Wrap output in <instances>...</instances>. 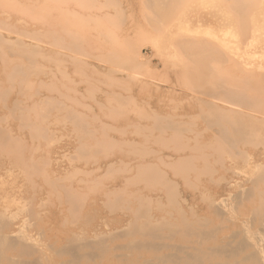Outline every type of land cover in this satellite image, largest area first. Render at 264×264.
Wrapping results in <instances>:
<instances>
[{"label":"rangeland","instance_id":"obj_1","mask_svg":"<svg viewBox=\"0 0 264 264\" xmlns=\"http://www.w3.org/2000/svg\"><path fill=\"white\" fill-rule=\"evenodd\" d=\"M98 1H99V4H101V2L103 0H98ZM119 1L121 2L120 4H119ZM103 2H105V0ZM112 2H117V3L114 5L111 4L110 6H105L102 8L98 7V9L102 10V11H99L95 7L89 8V11H92V13H95L94 20H92V21L87 19V16L83 13V10H79L76 8L78 12L76 14H74V12L72 11V9H73L72 5L66 10L64 1H61V0L60 1L59 0H46L45 3L42 2V4H47V5L57 7L56 8L57 13L45 15V13L42 14V12L37 10V12L34 13L35 15H34L33 19H30L31 17H26L29 22H33V23H38V24H43V23L49 24L50 23V24H53V26L55 25V27H58V25H59L60 27H58V29L62 28L61 31L63 33V38H64L66 32H68V33L70 32L69 36L74 37V39H75L74 41L76 42V44L77 45L80 44L78 46H79V48H81V50L77 49V50H72V52H71V50L59 49L58 52L63 53V54H60L61 57L64 54L69 55L70 53H72V54H70V56H68V55H64V56H66V59L70 60L72 58L71 60H73V61L77 60V62H73L71 60L70 61L68 60L69 62L66 61L68 63V65H67V63L65 61L64 62L62 61V60H65V58L63 56L61 59V62H63L62 64L63 65L65 64V66H63L61 64V62H60V64H61L60 67L56 68L57 66L55 65L53 67V69L50 70V72H53L54 69L56 68L55 69L56 73L54 71L53 75H51V76H50L51 73L47 74L45 76L41 72H36V73L34 72L33 73L30 71V74L28 75L27 80H30V81L32 80V81L37 82V80L39 79L38 82H41V81L46 80V79H47L46 81H48V79L50 78L51 81H54V82H52L53 83L52 86L55 89L58 88L57 89L58 93L53 89H50V88L47 89L44 87L40 88L39 90H34L33 87L30 85V83H26V81L23 80L18 74L15 75L13 73L12 77H9V78L4 77L2 79V86H0V107H4V108L9 109L8 115L3 116V117L7 118L9 116L8 121H11L10 123L13 122V123H19V125L21 124L19 127L20 140L23 139L17 143H14V142L10 143L9 142L11 145L9 147H7L8 149L6 148L3 155L0 156V162L4 163L5 168H6L4 171L7 172V173H5V175H3V179H6V180L8 179V183L6 185L4 183V188L6 190H10V186H11L10 184L11 183H13V182L18 183V185L22 191H21V199H20L21 201L19 200L20 202H18L16 205L20 206L24 201H29L32 204H35L38 208V213L33 215L32 218L30 220H27V221L36 225L35 230L38 233L43 234L44 236H47V238L49 240H52V241L58 239L57 243H61L63 241L62 236H65L66 234H68V232H70V230L74 229L75 225H77L76 222L78 219V212L82 211V210H86L88 208L94 210L92 212L97 213V215L101 216L102 219L104 218L103 226H108V228H109L112 225V223L110 224L109 222L111 219H113L115 226L118 228V226L121 225V222L123 223L124 220L126 219L127 214L124 211L120 210L122 208H120L118 210L117 207H115L113 205V204H115L117 197L111 203V196L113 194L119 192V191H122L123 192L122 194H124V193H125L124 195L128 194V198H130V201H131V199H133V197H132V193H129V192H132L133 188H138V186H139V190H142L141 184H139L138 186L135 185L137 187H135V186H133V187L128 186L127 187L125 185L126 184V177L125 176H127V172L122 171V168L130 169L131 170L130 175H132L133 173H136V168H134L135 166H137V170H138L139 168H143V167L149 168V166H147V165L152 166L153 163H158V165L153 164L152 168H154V169L156 168L155 170L161 171L164 175L167 176L166 177L167 179H170L171 182H173L175 184V185L174 184L173 185L175 186V189L177 190L176 192H177V194L180 195V196H178V200L180 202V205H183L181 207V209L183 210L182 211L183 212L182 218L185 217L186 221H190L191 219L194 220V217L191 214L194 212L193 214H196L198 216L201 215L204 217V220H203V218H201V219L199 218L200 220L205 221V218L207 220L210 219L209 224H208V221H206V223H204L205 225L204 224L200 225V227L196 226L197 229L202 228L201 230H197V231H199V232L201 231L200 232L201 235L206 237V240H205L206 244L209 247L212 246L211 248H213L212 249L213 251L218 250V248H219L218 246L220 245V243H218V242L212 243L209 240V238L215 236L213 231L216 229V227H215L216 224L212 220L213 217L210 216L209 203L206 202L207 201L206 198L207 197L210 198V196L212 194H214V193L216 194L222 188L226 189V191H225L226 194L223 196L226 197L230 193L229 196L231 197L232 200L233 199L236 200L235 195L238 196L242 187L243 188L247 187L246 189H248L250 191L258 190L260 187H264L263 184L261 182H259V179H258L259 178L258 176L259 175L261 176L262 171H264V170H255V169H251L249 171L247 169L244 170L245 172H251L252 176H254V177H252L253 178L252 183H251V181L245 182L247 179H250L251 175H248V174L245 176L244 175H242V176L235 175L236 176L235 177L233 174H231L230 171L226 172L227 169L229 168L228 166H233L234 163H237L239 169L244 167L241 164V162L243 164H244V162H246V160H245L246 157L245 158L243 157L246 155H241L239 153V150L236 149L237 147H235V144L231 145V147H233L232 149L229 150V148H228V150H227V147H225L223 144L224 141L222 138L223 131H226V127L224 125V127H225L224 128L223 125H221V123H213L211 121V117H209V116H211L210 115V106L208 104H206L205 101H210V99H208V98H211V97H209V95H211V96H213V95H224V96H226L227 90L231 89V88H233V89H231L233 91H238V92L241 91V89H236L233 86H231L229 88V85L231 82L230 83H228V82L232 81V80H233L232 82H235V80L237 81V79H232V78H234L232 76L235 75V78H236V75H238L237 73H234L233 70H235V72H240L238 70V68L240 66L244 67L243 66L244 64L242 65V63H244V61H246V63H245V65H246L248 63L247 62L248 60L251 62V60H253L252 58L255 57L254 58L255 60H256V58H258L256 60V62L253 61L255 63V65L257 64L258 61L259 62L261 61L260 62L261 64H259V62H258L259 65H262V64L264 65V61H263L264 60V31L261 28L262 20H260L259 18H257V20H255L256 18L250 20L247 16L243 19H239V18L237 19L234 16L231 17L229 15L226 16L222 11V7L220 6V3L222 2V0H220V1L219 0H112ZM42 4L40 3L39 6H41ZM61 8H63V10H61ZM116 9H118V11ZM53 10H55V9H53ZM58 11H63V12L59 13ZM95 11H97V12H95ZM104 11L106 12L107 15H109V14H112V16L116 15L114 17V18H116L115 19L116 22L114 21L115 23L114 22L111 23V21H109V22L101 21L100 16L102 14H104L103 13ZM99 13H101V14H99ZM14 16L15 15L11 14L10 19L13 18ZM96 16L97 17L99 16L100 18L99 17L97 18ZM109 16L111 17V15H109ZM218 16H220L219 17L220 19H222V18L223 19L219 21ZM95 17H96V19H95ZM207 18H209V19L206 21ZM216 18H218V19H216ZM123 19H125V20H123ZM214 19H216L217 21H215ZM209 20H212V23ZM224 20H225V22H224L225 24L223 23ZM208 21L210 22V24ZM244 21H247V25L249 27L248 30L250 31L249 33H247V36L248 35L249 36L243 39L245 42L239 40L238 37L234 38L235 34L238 33V25L243 23ZM215 22H216V24L218 23L219 25H221V22H222V25H221L222 30H220V28H218L219 27L218 24L216 26ZM211 24L215 25L216 29H213V28H215V26L213 27V25H211ZM226 24H227V26L224 27ZM63 27H64V29H63ZM73 29H75L76 31ZM223 29H225L226 32ZM63 30H64V32H63ZM71 31H72V33H71ZM220 32H223V34H222L223 36L221 35L222 37L220 36ZM210 33L213 35L216 34L215 36H217L219 39H222V41L229 43V45H230L229 49H231V48L233 49V46H234V48H236L238 50V53H241V52H242V54L245 53L240 58V60L241 61L243 60V62H239L240 60H238L239 58H237V59L235 58V54H231V53L229 54L228 52H226V54H228V56L224 55L223 60H222L223 62L221 60L217 61L218 62L217 64H216V62H213V61L210 62V64L211 63H213V64L210 65V67L212 69H209V72L207 71L208 68H210L209 66L207 67V69H202L200 66H198L199 61H196V60H194V58H192L193 53H194V45L198 42H201V41L202 42L206 41L207 43H210L209 42L210 40H207V39H211V37L209 38ZM227 34L229 35V40L227 38L228 37ZM77 35H80L82 37H80V36L78 37ZM250 35H251V37H250ZM83 37L85 40L83 39ZM123 39L126 41H124ZM187 40H189V41L187 42ZM119 42H121V43H119ZM243 42H244V44H242ZM134 44L137 46L138 49L136 48V46ZM137 44H139L140 46H138ZM216 44H215V46H216ZM246 44H250L251 46L247 47V46H245ZM47 45L48 44H46V45L43 44L42 46L43 47L45 46L44 48H46V49L49 48L50 50L47 49L48 52L52 53L53 49H51V48H54V47H50ZM81 45H84V47H82ZM129 46H130V48H129ZM131 46H133V48H131ZM88 48L90 51L88 50ZM127 48H129L130 51ZM134 48H136V50H138V51H136ZM239 48L240 49L243 48V49L240 50ZM116 49H118V50L121 49L120 51L125 49L126 55L125 54L124 55L126 57L123 54L117 53L118 50L114 52V50H116ZM132 49H134V50L131 51ZM60 50H61V52H60ZM83 50L86 52L82 53ZM248 50H251V52L250 51L248 52ZM54 51L56 52L57 49L54 48ZM62 51H65V52L67 51V53L62 52ZM77 51L79 52V54L82 53L81 56L78 54ZM181 51L184 53H182ZM129 52H130V54L128 55ZM132 52H133V54H132ZM137 52H139L141 54L142 58L145 57L144 59L140 58L141 61H138V62H137V60L139 59L140 56L136 60L137 56H135V55L137 54ZM115 53H117L119 55H117V54L115 55ZM120 53H122V52H120ZM83 54L86 56L89 55L88 57H90V58H87V57L85 58V56ZM110 54H113L115 56L112 57L113 55H110ZM71 55H74L76 57H74V56L71 57ZM77 55H78V57L79 56L81 57L79 59L80 61L82 59H83L82 61H85L84 65L87 64L86 66L83 65L82 61L80 64L79 60L77 59ZM130 55H133V56L130 57ZM237 55L238 54H236V57H237ZM256 55H257V57H256ZM83 56H84V58H83ZM151 56H153V58ZM238 56H240V55H238ZM244 57H246V58H244ZM99 58L104 59V60L106 59L107 64H105L104 62L100 63L98 60ZM108 58H109V60H108ZM131 58H133V59H131ZM148 58H150V59H148ZM146 59H148V61ZM232 59H233V62H232ZM113 60H114V62H113ZM235 60H237V62H234ZM109 61H110V63H109ZM123 61H125V62H123ZM226 61H227V63H226ZM111 62L113 64H115L116 66L112 65ZM230 62H231V65H230ZM250 62L248 64L251 65L252 62L251 63ZM232 63L235 64V67L237 69L234 67V65H232ZM236 64H238V65H236ZM90 65L91 66L94 65V66L98 67L100 69V71L95 70L96 71L95 72V71H93L94 69L93 70L89 69V67L91 68ZM105 65H109V66H112L114 68L112 69V67H110L111 68L110 69L109 66L106 67ZM221 65H224V66H221ZM74 66L80 67V68H76V67L74 68ZM183 66H185V67H183ZM227 66H229V68H231L233 70L230 71V69L227 68ZM62 68L63 69L66 68L65 73H63L64 70L63 71L61 70L62 73L59 71ZM116 68H117V70H114ZM183 68H185V70H183ZM191 68H193L194 72L196 71L198 73H196V72L194 73ZM213 68H214V70H213ZM219 68H220V70H219ZM222 68H224V69H222ZM57 69H58V72H60V73L57 72ZM145 69L146 70L148 69L149 71L148 70L146 71ZM198 69L200 71H198ZM201 69H202V71L204 70L202 73H200ZM226 69H227V71H226ZM121 70H123L124 73ZM133 70H135L134 74H132V73L131 74L133 76H135V74H136V77L138 76L137 77L138 79L135 77L137 79V81H136V79L130 80V78H129L132 76L130 74V72ZM187 70H188V72H187ZM210 70H212V73H210ZM223 70H225V71H223ZM112 71H114V72H112ZM118 71L121 74H119ZM150 71L154 72L156 75V76L155 75L154 76L157 78L154 79L153 74ZM158 71H161V72L159 73ZM171 71H173V72H171ZM180 71H181V73H179ZM205 71L208 75L205 73ZM214 71H216V72H214ZM229 71L234 74V75H231V78H229L230 75H229V77H227L228 74H230ZM99 72H101V74ZM108 72H109V74L111 72V74H113V75L110 74V76H108L107 75ZM138 72H141L143 74L140 73L141 75H139ZM149 72H150V74H149ZM191 72H193V73H191ZM227 72H228V74L226 75L225 78H223V76H225V74ZM175 73H176L177 78L175 77ZM188 73H189V75H188ZM214 73L215 74L219 73V74L218 75L216 74V76H214L215 75ZM221 73H224V74H221ZM197 74H199V75H197ZM210 74H211V77L209 76ZM239 74H241V73H239ZM106 75L109 78H106ZM151 75H152V78H149V77H151ZM178 75L180 77H178ZM206 75L208 76V78ZM262 75H264V74H262ZM262 75H256V76H258L259 78L261 76V78H263ZM47 76H49V77H47ZM126 76L128 77L129 81H127ZM220 76H222V77H220ZM238 76H237V78H238ZM256 76L252 77V79L254 78L253 80H255L257 78ZM52 77H53V79H52ZM114 77H115V79H114ZM116 77H119V78H116ZM124 77H126V78H124ZM70 78H72L71 79L72 82L75 81V83H72L71 80H68ZM111 78L113 80H115V84H114V82H110ZM122 78L124 79V81ZM228 78H229V80H226ZM261 78L259 80H260V84L262 82V86H263L264 85L263 84L264 79L262 80ZM175 79H177V80H175ZM209 79H210L209 82L206 81ZM221 79H223V80H221ZM252 79H251V81H252ZM140 80H141V82L149 83V85L143 86L144 84H142V83L139 84L138 81L140 82ZM167 80H168V82H167ZM214 80H216V81L220 80L219 83H217L218 85L213 84ZM132 81H133V83H132ZM135 81H136V83L134 84ZM200 81H201V83H200ZM120 83H122V84H120ZM123 83H126V84L123 85ZM129 83H131V84H129ZM171 83H173L172 84L173 86L172 85L170 86ZM192 83L194 86L192 85ZM205 83H207V84H205ZM223 83H225V85ZM257 83H259V82H257V80H255V84H257ZM60 84H64V86L62 85L63 87L59 88L61 86ZM233 84H236V83H233ZM70 85H72V86H70ZM180 85L184 89L181 88ZM259 85H255V87L259 88ZM65 86L67 87L66 89H65ZM116 86L119 88H117ZM215 86H216V88H215ZM262 86H260V87H262ZM68 87H70L71 89ZM174 87H177V88H174ZM193 87L195 89H193ZM211 87H213L214 90ZM127 88H129V89L127 90ZM201 88H202V91L200 92ZM203 88H204V90H203ZM226 88H228V89H226ZM247 88L248 87L245 86L241 91L243 94L245 92L244 95H250L252 92V90L250 88H248V89ZM234 89H236V90H234ZM245 89L250 90V92H248L247 90L245 91ZM174 90H175V92H173ZM180 90H182V91H180ZM195 90H198L197 92H200V93H197ZM263 90H264V87H263ZM75 91H76V93H75ZM109 91L114 92L115 95H118V93H119V95H121V96H117L116 98L118 100L125 101V103L123 102V103H121V105L119 104L120 106L118 104H114L115 106L113 107V104H110L108 102L110 100V98H112L111 97L112 94ZM214 91H215V93H214ZM59 92L61 95L64 93L63 94L64 96L62 97L59 94ZM77 92H79V93H77ZM124 92H126V93H124ZM195 92H196V94H199V95H197V96L194 95ZM164 93H166V95H164ZM253 93H254V91H253ZM79 94H80V96H79ZM150 94L152 96H150ZM128 95H130L131 97H128ZM148 95L150 96V98ZM201 95H203L204 98L203 97L200 98ZM47 96H55V97L58 96V99H56V101L53 100L54 103H47L46 98H45ZM106 96L107 97L109 96V98L106 99ZM133 96H135L134 99H133ZM162 96L164 97V99ZM189 96H191L190 99H188ZM205 96H207V97L205 98ZM70 97H71V99H70ZM145 97H147V98H145ZM175 97H176V99H178V97H180V98H179V100L176 101ZM196 97H197V100H199V101L201 100L200 104H198L199 101L192 100V99H195ZM215 97H217V96H215ZM153 98L155 99L154 102H153ZM168 98H170V99H168ZM183 98L185 99V102H182L184 100ZM262 98H264V97H262ZM73 99L76 100V102ZM105 99H106V101H105ZM148 99H151V100L147 101ZM172 99L174 102L172 101ZM32 100H37L38 103L31 106ZM132 100H134V101L138 100L137 103L138 102L139 103L136 104V102H135V104H134V102H131ZM141 100H142V103L144 100V104H142V105L140 103ZM180 100H182V101H180ZM187 100H190V101H188L189 103L187 102ZM160 101L162 103H164V104H162V107H161ZM179 101L182 103H180ZM194 101H196L197 103ZM128 102H129V104H128ZM167 102H168V104H167ZM175 102H177V103H175ZM201 102L203 105L201 104ZM100 103H102V104H100ZM105 104H107L108 106ZM130 104H131V106H129ZM158 104L162 108V110H160V112H159L160 114H157V113L155 114L152 112L153 114L152 115L150 114V116H149V113L152 111V110L150 111V109H152L154 106H156ZM98 105H100V108L99 107L98 108L101 109V111H98V108H97ZM103 105H105L108 109H109V107L110 108L113 107V108L106 110V107ZM135 105L136 106L138 105L139 107L141 106L140 108H142L144 110H141L140 108L135 107ZM152 105H153V107H152ZM189 105L192 107H189ZM146 106H148V107H146ZM198 106H199V108H198ZM263 106H264V104H263ZM26 107H27V110H28V107L33 108L29 112H27L30 114V119L28 121L26 119H24L23 123L18 122V119H19L21 113L23 112L22 108L26 109ZM130 108L131 109L134 108V110L132 109V111H131ZM171 108H172V110H171ZM173 108H175L174 109L175 111H173ZM176 108H177V110H176ZM187 108H189V109H187ZM190 108H192V109H190ZM136 109L138 110V112ZM169 109H170V111H169ZM197 109H198V111H197ZM147 110H149L150 112ZM102 111H105V112H102ZM141 111H143V112L147 111L146 113H148V114H145ZM182 111H184V113ZM204 111H205V113H204ZM198 112H200L201 115ZM135 113H137L138 116ZM179 113H181V116L179 115ZM100 114L101 115L104 114V115L100 118L99 117ZM164 114H167V115L164 116ZM169 114H170V116H172L171 119L173 121H171L170 118H168ZM196 114H197V116H196ZM97 115H98V117H97ZM139 116H141V117H139ZM178 116H180V118L183 117V119L182 118L177 119L176 117H178ZM202 116H204V117H202ZM146 117L149 120V122L146 120ZM148 117L149 118L151 117L150 118L151 120ZM186 117H188L187 118L188 120L186 119ZM197 117L199 119H201V121L197 120L198 119ZM189 118L191 120H189ZM98 119H100V121H99L100 123H102L103 125L105 123L106 125H104V127H103V125L101 126V124L97 121ZM129 119H130V121H129ZM136 119L139 120V122H137ZM141 119H143V121ZM155 119H157V120H155ZM193 119H195V120H193ZM208 119H210V120H208ZM140 120L142 121L141 123H140ZM175 120H177L178 123H177V121L175 122ZM179 120H181V121H179ZM20 121H22V120L20 119ZM131 121L132 122L136 121L137 123L134 122V124H133ZM164 121H165V124H167V122L169 123V124H167V127L169 130L166 129V127H164L165 124H163V126H162V123ZM27 122H28V124H27ZM41 122H42V127H40V130L34 134L32 132V131H34V129L32 130L33 125L36 123H41ZM130 122L133 124L132 126H131ZM173 122H175V123H173ZM201 122H203L202 123L203 125L201 124ZM45 123H46V125H45ZM124 123H126L127 125H125ZM150 123L155 125V126L151 125ZM159 123H160V125H159ZM109 124L115 125L114 126L115 128L113 126L110 127ZM138 124H140V127L138 126ZM185 124L186 125L188 124V125L186 126ZM149 125H151V127H147ZM204 125H205L206 129L204 128ZM105 126L109 130H107V129L105 130V128H106ZM118 126H119V129H118ZM183 126H186V127H183ZM213 126H215V128H213ZM145 127L150 128V129H146ZM169 127H171V128L172 127L184 128L183 130L186 129L185 133H187V131L189 130L188 135L182 133V135H184V136H182L181 134H178L174 130L170 129ZM189 127H191L190 128L191 130L189 129ZM193 127H194V129H193ZM143 128H144L145 132L142 130ZM1 129H2V127L0 126V141L3 140V138L5 137V133H3V131ZM113 129H114V131H113ZM131 129H133L132 130V132L134 131L133 133L131 132ZM161 129H163V130H161ZM49 130H51V132L53 131V133H51ZM116 130H118V131H116ZM155 130H157V131H155ZM164 130H165L166 134L164 133ZM170 130L172 132H170ZM153 131H154V133H153ZM191 131L195 136L193 134L190 135ZM216 131H217V133H216ZM96 132H97V134H96ZM104 132H107V133H104ZM130 132L132 134H130ZM157 132L159 133V136L157 135ZM202 132H204V133H202ZM210 132L212 135L214 133L212 138H211L212 135L210 134ZM21 133H22L23 138L21 137ZM92 133L94 134V137L96 136L95 138L93 137ZM103 133H104V136H103ZM120 133L122 135H120ZM136 134H138V135H136ZM145 134L148 136L145 137L146 136ZM199 134L202 136H200ZM206 134L207 135L209 134V137ZM162 135H163V137H161ZM174 135L176 136V138H179V139L175 140ZM198 135L200 136L199 138H198ZM149 136H150V138H149ZM167 136H169V137L167 138ZM259 136H261V135L259 134ZM130 137L132 140L130 139ZM152 137L154 138L153 140H152ZM171 137L173 138V140ZM180 137H182V138L184 137V139H182ZM114 138H115V140H114ZM125 138L128 141L131 140L130 143L127 140H125ZM143 138H144V141L142 140ZM196 138L200 142H198L196 140ZM123 139L125 142L123 141ZM140 139L143 142H141ZM147 139H149V140H147ZM208 139H211V140H208ZM258 139H260V138H258ZM116 140H119V141H116ZM154 140H155V142H153ZM178 140H179V142H178ZM151 141L153 142L152 145H151ZM181 141L183 143H180ZM190 141H193V142H190ZM204 141H206L207 144H205ZM207 141L210 143H208ZM211 141H212V144H211ZM214 141H216V142H214ZM132 142H133V144H132ZM201 142H202V144H201ZM144 143H146V145H144ZM156 143L159 146L161 145L160 148H158L159 146H157ZM170 143L171 144L174 143V144L171 145ZM187 143H188V145H187ZM214 143H215V145H214L215 147L213 148ZM126 144H127V146H126ZM137 144H138V146L142 145L139 147L141 149L135 148V147H138ZM163 144L164 145L166 144V145L164 146ZM181 144H183V147L181 146ZM184 144H185V146H184ZM197 144H201V145H197ZM209 144H211V145H209ZM148 146H150V147H148ZM197 146H199V147H197ZM236 146H237V144H236ZM167 147H170V148H167ZM179 147H181V148H179ZM175 148H177V150ZM192 148H194V150L196 151V154H194L195 152ZM201 148H203L204 150L206 149V150L202 151ZM238 148L240 149V147H238ZM208 149L210 151L212 150L211 153ZM147 150H149V151L147 152ZM178 150L180 152L183 151V153L180 154ZM215 150H216V152H215ZM224 150H225V152H227V153L230 152V153L227 154L224 152ZM246 150H244V151H246ZM259 150H262V148L261 147H257V148L253 147V148L249 149L250 152H257ZM156 151H157V153H156ZM171 151L176 152V153H174L175 155ZM177 151H178V154H177ZM187 151H189V153ZM197 152L200 154L199 157L195 156V155H197ZM201 152L203 153V155H201ZM214 153H216V154H214ZM223 153L227 154L226 155L227 157L223 156V155H225ZM136 154H138L139 156ZM158 154L160 155L159 158L162 157V159H157ZM120 155H121V160L123 159L122 161L124 163L120 162L121 160L119 158H118L119 162H117L118 159H116V157L117 156L120 157ZM133 155L134 156L136 155V156L134 157ZM188 155H190V156L188 157ZM212 155H214V156H212ZM230 155H231V157H229ZM232 155H234V156H232ZM132 156H133L134 160L132 159ZM149 156L153 158L152 162H150L151 158ZM163 156H166V157L163 158ZM167 156L170 158L173 157V159L171 158L173 164L170 163L171 162L169 160L170 158L168 159ZM184 156L186 157V159ZM211 156L213 157V159L211 158ZM139 157L143 158V159L146 158V159H144V160L142 159L143 161L141 160L142 161L141 162L139 160ZM179 157L180 158L182 157L181 161H180ZM136 158H138V159H136ZM199 158L201 159L200 161H199ZM224 158L225 159L228 158L227 160H229V158H231L233 160H229V161L226 160L225 161ZM236 158H237V160H236ZM56 159H57V161H56ZM174 159H175V161H174ZM189 159H190L191 164L189 162H187V161H189ZM206 159H208V161ZM136 160L139 161V165H138V163L135 165L134 162ZM162 160H163V162H167V164H165V163L163 164ZM196 160L198 161L197 163H196ZM217 160L218 161L220 160L219 163H217ZM138 161H136V162H138ZM110 162L111 163L113 162V165ZM114 162H117L118 164L114 163ZM140 162L142 163L141 165H140ZM143 162H144V164H143ZM145 162H146V164H145ZM150 163H152V164H150ZM159 163H161V166ZM207 163H208V167H207ZM211 163H214L215 166ZM119 164L120 165L122 164L123 167L121 165V168H120ZM127 164H129L133 168L132 169H131V167L129 168V165H127ZM174 164H175V166H174ZM155 165L159 166L160 169L166 168V166H168L167 171H166V169L165 170L162 169V170H164V171H162V170L158 169ZM179 165H181V167L184 169V171L182 170L181 167H180V169L178 168ZM202 165L204 168L202 167ZM188 166H190L191 169ZM194 166L197 169H195ZM56 167H59V169H60V171H59L60 175L62 174L61 179L55 178L56 172H57L55 170ZM105 167H107V169ZM200 167H201V169H200ZM205 167H207V168H205ZM218 167L221 171L218 169ZM172 168H174V169H172ZM187 168H188V170L186 172ZM212 168L214 171L212 170ZM222 168L225 169L226 173L224 172V170H222ZM133 169H134V172H133ZM194 169H195V171H194ZM254 170L257 171V173L254 172ZM198 171H200V172H198ZM204 172H205V174H204ZM178 173H180L181 175L179 176ZM184 175H185V177H184ZM207 175H208V178H206ZM219 175H221L222 178H224V179H222L220 176L221 180H223V181L228 180V183L224 182L225 183L224 184L221 180H220L221 181L220 182L219 181L220 178L218 177ZM201 176H205L204 179ZM246 176H248L249 178L248 177L246 178ZM198 177L199 178L201 177V178L199 179ZM229 178H230V180H229ZM122 179H123V181H125V183L122 181ZM216 179L218 182H220V184L217 181H215ZM243 179H244V181H243ZM197 180H199V181H197ZM211 180H214V181L212 182ZM207 181H209V182H207ZM239 181L241 182V184ZM119 182H120V185H119ZM192 182L193 183L196 182L197 184L196 183L193 184ZM199 182H200V184H199ZM234 182H236L235 185H234ZM113 183L115 185L117 184L116 188L118 187L119 190L117 189V192L114 191L115 193L109 192V191L106 192L107 187H109ZM122 183H124V185ZM229 183L232 184V186L228 185ZM198 184H199V186H198ZM213 184H215V185H213ZM217 184H219V185H217ZM249 184L253 185L252 186L253 188ZM115 185H114V187H115ZM238 185H240V186H238ZM87 186H93L94 190H89L87 188ZM142 186H143L144 190H142L141 192L137 191V193L142 194V196L145 198L153 196L152 199H154L156 194H158L157 196H163L162 193H160L159 191H158V193L156 192V190L150 191V190H147L144 187V185H142ZM79 187H81L82 189L80 190ZM195 187H196V189H195ZM200 187L204 188V189H201ZM238 187H239V189H238ZM70 189L74 190V192L72 191L73 192L72 194H71ZM75 189H77V190H75ZM40 190H42L44 192H48L46 194V196L43 195L41 197L42 199L39 196H37V192ZM197 190L199 192H202V190H203L204 192H202V195L199 193L197 194V192H198ZM80 191H82V192H80ZM206 191H207V195H206ZM142 192H144V193H142ZM190 192H191V194H190ZM79 193H80V195H82L81 197H82L84 202L81 199L80 203H82V204H80V203L75 204L73 202L74 194H79ZM190 195L193 198H191ZM204 195H206L207 197H205ZM197 196H199V197H197ZM201 199H203V201ZM134 200H136V199H134ZM164 200L165 199H163L161 201V203H163ZM198 200L200 202H198ZM201 201H202V203H201ZM183 202H185L186 204ZM164 203H165V205H164L165 209H166V207L167 208L169 207V212H167V213L170 216H173L176 210L171 206L170 203H167L166 200ZM107 204H108V206H107ZM163 204H160V205L163 206ZM74 205H78L77 208H74ZM81 205L84 206V209ZM186 206H188V209L184 208ZM189 206L194 211L190 210ZM164 208H162L163 210L161 209L162 212H160V210H159L160 214L157 211L156 215L157 216L162 215L163 211L165 210ZM170 208H172V209H170ZM114 209H115V211L118 210L120 212V214L118 211L115 213ZM173 210H175V211H173ZM166 211H168V209L165 210V212ZM172 211L174 212L173 214H172ZM65 212H66V215H65ZM86 212H87V210H86ZM123 212L125 213L126 216L123 215L124 214ZM184 212H187L186 213L187 215ZM189 212H191V213H189ZM188 213L190 214V216L188 215ZM64 215H65V217L68 216L69 219L66 217L68 219V221L65 220L66 218L64 217ZM73 215L76 217H72ZM175 215H179V214H175ZM191 215H192V217H191ZM188 217H189V219H188ZM185 218H184V220H185ZM107 220H109V222ZM66 221L68 223L69 222H71V223L68 224ZM73 223H74V225H73ZM117 223H119L118 226H117ZM60 226H62L61 229H59ZM213 226H214V228H213ZM57 227H58V229H57ZM67 229H69V230H67ZM205 230H207V231H205ZM186 231H183L182 234L183 235L188 234V231L187 232ZM63 232H65V235ZM117 234H116L117 235L116 239H114V246H116L115 249L116 248L118 249V250H115L116 252L118 251L117 253H119V251L121 249L120 253L124 252V253L128 254V252H130V250H126V248L124 247V245L126 244V241L128 240L127 242H129L130 240L134 239V241L137 242L138 239L136 240V238H140V236H138V235L135 236L134 234H132L133 237L131 235H129V236H131V237H129L127 235L125 236V235H121V234L119 235V233H117ZM225 234L227 235L229 233H225ZM75 235H78V233H76ZM120 237H121L122 242L125 244L121 243L122 245H120V243L118 242V241H121ZM124 237H126L127 239ZM85 238H86V236H84V238H83L84 242H85V240H84ZM141 239H143V241H145L146 238L144 239L143 237H141L139 239V241ZM177 244H179V243H177ZM117 246H119V247H117ZM215 246H217V247H215ZM124 249L126 251H123ZM31 251H32L31 248H26L25 249V255H27ZM169 251H167V254L170 253ZM188 251H190V250H188ZM25 255H23V256H25Z\"/></svg>","mask_w":264,"mask_h":264},{"label":"bare ground","instance_id":"obj_2","mask_svg":"<svg viewBox=\"0 0 264 264\" xmlns=\"http://www.w3.org/2000/svg\"><path fill=\"white\" fill-rule=\"evenodd\" d=\"M46 0H0V86H2V79L4 77H12V74L14 73L15 75L18 74L23 80L26 81V83H30V85L33 87L34 90H39L40 88L44 87V88H47V89H53L55 90L57 93H58V88L55 89L52 85L54 81H51L50 78L48 79V81L46 80H43L41 82H38L39 79L37 80V82L35 81H30V80H27V77L28 75L30 74V71L31 72H41L43 73L45 76L47 74H50L53 75L54 71L56 68L60 67V65L65 61H68L69 59H66V56L64 55H68V54H64V58L65 60H62L63 62H61V59L62 57L60 56V54H63V53H59V49H66V50H81V48H79L78 45L80 44H76V42L74 41V37L72 36H69L70 32H66L65 33V36L63 38V33H62V28L58 29V27H60L58 25V27H55V25L53 26V24H47V23H43V24H38V23H33V22H29L27 20L26 17H31L30 19H33L34 17V13L38 11L42 12V14L45 13L46 14H52V13H57V10L55 6H51V5H47V4H42L45 3ZM60 1V0H59ZM61 1H64V4H65V9L67 10L71 5L73 7L72 11L74 12V14H76L78 11L77 9L79 10H83V13L87 16V19L92 21L94 20V16H95V13H92V11H89V8H92V7H95L98 9V7L102 8V7H105V6H110L111 4L114 5L116 4L117 2H112V0H105V2H101V4H99V1L98 0H61ZM220 1V0H219ZM216 2V1H215ZM42 4L41 6H39V4ZM121 2L119 1V4ZM103 4V5H102ZM216 4V3H215ZM118 6V5H117ZM120 6V5H119ZM220 6L222 7V11L223 13L226 15V16H234L235 18H239V19H243L245 18L246 16L252 20V19H255L257 20V18H259L260 20H262V25H261V28L262 30L264 31V0H222V2L220 3ZM133 7V6H132ZM77 8V9H76ZM158 8V7H157ZM55 9V10H53ZM61 10H63V8H61ZM99 10V9H98ZM118 11V9H116ZM99 11H102V10H99ZM59 13H62L63 11H58ZM71 12V11H70ZM97 12V11H95ZM72 13V12H71ZM104 14H102L99 18L101 21H106V22H109L111 21V23H113L115 21L116 18H114L115 16H112V14H109L111 15V17L109 15L106 14V12L104 11L103 12ZM118 13V12H117ZM11 14L15 15L13 18L10 19V16ZM93 14V15H92ZM101 14V13H99ZM98 14V15H99ZM120 14V13H119ZM216 15V14H215ZM123 16V15H122ZM161 16V15H160ZM214 16V15H213ZM212 16V17H213ZM221 16V15H220ZM218 16V18L220 17ZM97 17V16H96ZM95 17V19H96ZM97 17V18H98ZM211 17V18H212ZM114 18V19H113ZM119 18V17H118ZM215 18V17H214ZM216 18V19H218ZM209 18L206 19V21L208 20ZM216 19H214L215 21H217ZM223 19V18H222ZM222 19H218L219 21L222 20ZM46 20V19H45ZM125 20V19H123ZM232 20V19H231ZM47 21V20H46ZM205 21V22H206ZM211 21L212 23V20H209ZM208 21V22H209ZM236 21V20H235ZM241 21V20H240ZM116 22V21H115ZM114 22V23H115ZM122 22V21H121ZM225 22V20L223 21V23ZM233 22V21H232ZM118 23V22H117ZM220 23V22H219ZM207 24V23H206ZM210 24V22H209ZM216 24V22H215ZM218 24V23H217ZM216 24V26H217ZM225 24V23H224ZM213 25V24H211ZM221 25H222V22H221ZM218 24V28H220V30H222V26ZM229 25V24H228ZM215 25H213L214 27ZM216 26L215 28L213 29H216ZM221 26V27H220ZM227 24L224 26L226 27ZM229 27V26H228ZM233 27V26H232ZM231 27V28H232ZM236 27V26H235ZM247 25V21H244L243 23L239 24L238 25V33L235 34L234 38H237L241 41H244L243 39L248 37L247 36V33H249L250 31L248 30L249 27ZM64 29V27H63ZM72 29V28H71ZM211 29V28H210ZM212 29V30H213ZM75 30V29H73ZM170 30V29H169ZM225 31V29H223ZM228 30V29H227ZM232 30V29H231ZM257 30V29H256ZM76 31V30H75ZM74 31V32H75ZM214 31V30H213ZM217 31V30H216ZM254 31V30H253ZM64 32V30H63ZM173 32V31H172ZM226 32V31H225ZM224 32V33H225ZM72 33V31H71ZM230 33V32H229ZM259 33V32H258ZM223 34V32H220V36ZM68 35V36H67ZM216 35V34H215ZM213 34L210 33V36L209 38L211 37V39H207V40H210L209 42L210 43H207L206 41L205 42H198L194 45V53H193V57L194 60L196 61H199V65L202 69H207V67L210 65H212L213 63L210 64L211 61L213 62H216V64L218 63L217 61L219 60H223V57L224 55L228 56V54H226V52H228L229 54H235V58H239L238 60H240L241 56L245 53L242 54L241 53H238V50L236 48H234L233 46V49H229L230 45L229 43L225 42V41H222V39H219L217 36H215ZM228 35V34H227ZM78 37L80 35H77ZM112 36V35H111ZM182 36V35H181ZM223 36V35H222ZM221 36V37H222ZM77 37V38H78ZM82 37V36H80ZM231 37V36H230ZM251 37V35H250ZM226 38V37H225ZM228 40H229V35H228ZM84 39V37H83ZM82 39V40H83ZM197 39V38H196ZM206 39V38H205ZM256 39V38H255ZM81 40V39H80ZM85 40V39H84ZM83 40V41H84ZM124 40V39H123ZM186 40V39H185ZM192 40V39H191ZM237 40V39H236ZM247 40V39H246ZM82 41V42H83ZM88 41V40H87ZM126 41V40H124ZM189 40H187L188 42ZM195 41V40H194ZM193 41V42H194ZM200 41V40H199ZM90 42V41H89ZM179 42V41H178ZM196 42V41H195ZM194 42V43H195ZM217 44H216V43ZM237 42V41H236ZM245 42V41H244ZM244 42L242 44H244ZM248 42V41H247ZM260 42V41H259ZM87 43V42H86ZM121 43V42H119ZM174 43V42H173ZM182 43V42H181ZM261 43V42H260ZM46 45L48 44L47 46H50V47H54L57 49V51L55 52L54 51V48H51L53 49V52H48L47 49L49 48H44L42 45ZM90 44V43H89ZM133 44V43H132ZM131 44V45H132ZM216 44V46H215ZM85 45V44H84ZM84 45H81L82 47H84ZM135 45V44H134ZM133 45V46H134ZM138 46H140L139 44H137ZM80 46V47H81ZM133 46H131V48H133ZM136 46V45H135ZM134 46V47H135ZM186 46V45H185ZM189 46V45H188ZM239 46V45H238ZM241 46V45H240ZM245 46L249 47L251 46L250 44H246ZM87 47V46H86ZM89 47V46H88ZM130 48V46H129ZM127 48V49H129ZM137 48V46H136ZM136 48H134L136 50ZM134 49H132L131 51H133ZM138 49V48H137ZM240 49V48H239ZM243 49V48H241ZM240 49V50H241ZM255 49V48H254ZM50 50V49H49ZM89 50V48H88ZM113 50V49H112ZM118 49L114 50L117 51ZM121 49L118 50L117 53L119 54H125L126 55V51L125 49H123L122 51H120ZM52 51V50H51ZM90 51V50H89ZM130 51V49H129ZM138 51V50H136ZM187 51V50H186ZM251 52V50H248V52ZM61 52V50H60ZM62 52H65V51H62ZM74 52V51H73ZM78 52V51H77ZM81 52V51H80ZM83 52H86V51H82ZM122 52V53H120ZM128 52V51H127ZM182 52V51H181ZM257 52V51H256ZM67 53V51L65 52ZM70 53V52H69ZM81 53V54H82ZM115 53V55L117 54ZM184 53V52H182ZM189 53V52H188ZM255 53V52H254ZM261 53V52H260ZM72 54V53H70ZM70 54L68 56H70ZM75 54V53H74ZM79 54V52H78ZM81 54H79L81 56ZM89 54V53H88ZM87 54V55H88ZM117 54V55H119ZM130 54V52L128 53V55ZM133 54V52H132ZM136 54V53H135ZM187 54V53H186ZM236 54L240 55L236 57ZM250 54V53H249ZM253 54V53H252ZM257 54V53H256ZM84 55V54H83ZM110 55H113V54H110ZM115 55H113L112 57H114ZM122 55V56H123ZM124 55V56H125ZM258 55V54H257ZM256 55V57H257ZM74 56V55H71V57ZM78 57L77 55V59L79 60L81 57ZM85 58H90L86 55H84ZM83 56V58H84ZM133 56V55H130V57ZM137 56L136 60L141 57V54L139 52H137V54L135 55ZM234 56V55H233ZM261 56V55H260ZM76 57V56H74ZM111 57V56H110ZM111 57V58H112ZM117 57V56H116ZM119 57V56H118ZM126 57V56H125ZM144 57V56H143ZM153 58V56H151ZM190 57V56H189ZM232 57V56H231ZM259 57V56H258ZM70 58V57H69ZM93 58V57H92ZM95 58V57H94ZM145 58V57H144ZM142 58V59H144ZM246 58V57H244ZM250 58V57H249ZM255 58V57H254ZM252 58L253 60H251L252 64H248L250 61L248 60L247 64L245 65L246 61H244V63H242V65L244 67H239L238 70L240 72H235V70L229 68V66H227V68L234 71V73H237L238 75H236V78H235V75L233 73H231L230 71V74H228V72L225 74V76H223V78L226 77V75L228 74L227 77H230L231 78V75H234L232 77V79H237V81L235 80V82H232V81H229L228 83H230L229 85V88L231 86L235 87L236 89H242L246 86L248 88H250L252 90L251 94L250 95H244V94L240 91H233L231 89H228L227 90V95L224 96V95H209V97L211 98H208L210 99V101H205L206 104H208L210 106V115L209 117H211V121L213 123H221V125H225L226 127V131H223V134H222V138H223V141H224V146L227 147V150L229 148L232 149L233 147H231V145L235 144V147H237L236 149L239 150V153L241 155H246V156H243L244 158L246 157V162H244V164L241 162V164L244 166L242 167L241 169L238 168V165L237 163H234L233 166H228L229 168L227 169L226 172H231V174H233L234 176L235 175H238V176H242V175H251L250 176V179H247L245 182L247 181H253V178L254 176H252V173L251 172H245L244 170L247 169L248 171L251 170V169H255V170H264V90H263V87L264 85L262 86V82L260 84V78L256 75H262L264 74V65H259L261 64L259 61V64L257 62V64L255 65V63L253 61L256 62V60L258 58H256V60ZM72 59V58H71ZM70 59V60H71ZM113 59V58H112ZM133 59V58H131ZM137 60L138 61H141L140 60ZM150 59V58H148ZM148 59H146L148 61ZM230 59V58H229ZM69 60V61H70ZM83 60V59H82ZM81 60V61H82ZM90 60V59H89ZM99 62H104L105 64H107V60L105 59H98ZM109 60V58H108ZM193 60V61H194ZM261 60V59H260ZM68 61V62H69ZM73 61V60H71ZM81 61L79 60L80 64H81ZM144 61V60H143ZM142 61V62H143ZM146 61V62H147ZM225 61V60H224ZM228 61V60H227ZM226 61V63H227ZM230 61V60H229ZM264 61V60H263ZM61 62V64H60ZM73 62H77L76 61H73ZM83 62V65L85 63V61H82ZM114 62V60H113ZM118 62V61H117ZM125 62V61H123ZM191 62V61H190ZM223 62V61H222ZM232 62H233V59H232ZM234 62H237V60H235ZM239 62H243V60L239 61ZM250 62V63H251ZM67 63V62H66ZM71 63V62H70ZM110 63V61H109ZM112 63V62H111ZM195 63V62H194ZM220 63V62H219ZM263 63V62H262ZM124 64V63H123ZM209 64V65H208ZM223 64V63H222ZM57 66L53 72H50L51 69H53L54 66ZM63 65V64H62ZM68 65V63H67ZM73 65V64H72ZM87 64H85L84 66H86ZM112 65H115L112 63ZM147 65V64H146ZM186 65V64H185ZM188 65V64H187ZM191 65V64H190ZM229 65V64H228ZM230 65H231V62H230ZM232 65H234L235 67V64L232 63ZM238 65V64H236ZM65 66V64L63 65ZM78 66V65H77ZM80 66V65H79ZM89 66V65H88ZM91 66V65H90ZM106 67L109 66V65H105ZM116 66V65H115ZM132 66V65H131ZM140 66V65H139ZM149 66V65H148ZM161 66V65H160ZM219 66V65H218ZM221 66H224V65H221ZM246 66V67H245ZM76 66H74L75 68ZM82 67V66H81ZM112 67V66H109V68ZM138 67V66H137ZM162 67V66H161ZM160 67V68H161ZM165 67V66H164ZM169 67V66H168ZM185 67V66H183ZM188 67V66H187ZM232 67V66H231ZM73 68V69H74ZM76 68H80V67H76ZM87 68V67H86ZM85 68V69H86ZM114 67H112L113 69ZM218 68V67H217ZM225 68V67H224ZM222 68V69H224ZM236 68V67H235ZM65 69L66 68H62L60 69L59 71L61 72V70L65 73ZM89 69L95 71V70H99L100 69L94 65L91 66V68L89 67ZM111 69V68H110ZM123 69V68H122ZM193 70V68H191ZM201 69V72L202 71ZM209 69H212L211 67L208 68V72H209ZM237 69V68H236ZM83 70V69H82ZM114 70H117L114 69ZM143 70V69H142ZM146 70V69H145ZM148 70V69H147ZM146 70V71H147ZM163 70V69H162ZM161 70V71H162ZM168 70V69H167ZM183 70H185V68H183ZM189 70V69H188ZM187 70V72H188ZM214 70V68H213ZM220 70V68H219ZM110 71V70H109ZM123 72V70H121ZM130 71V70H129ZM134 71H131L130 74H134ZM149 71V70H148ZM161 71H158L159 73ZM165 71V70H164ZM163 71V72H164ZM169 71V70H168ZM182 71V70H181ZM181 71L179 73H181ZM191 71V70H190ZM198 71H200L198 69ZM217 71V70H216ZM214 71V72H216ZM222 71V70H221ZM225 71V70H223ZM227 71V69H226ZM232 71V72H233ZM57 72H58V69H57ZM58 72V73H60ZM96 72V71H95ZM114 72V71H112ZM126 72V71H125ZM128 72V71H127ZM152 72V71H150ZM149 72V74H150ZM173 72V71H171ZM186 72V71H185ZM194 72V70H193ZM191 72V73H193ZM196 72V71H195ZM194 72V73H195ZM220 72V71H219ZM56 73V71H55ZM62 73V72H61ZM101 74V72H99ZM104 73V72H103ZM119 74H121L119 71H118ZM124 73V72H123ZM139 75L143 74L141 72H138ZM141 73V74H140ZM178 73V72H177ZM178 73V74H179ZM198 73V72H196ZM206 73V71H205ZM210 73H212V70H210ZM225 73V72H224ZM224 73H221V74H224ZM241 73V74H239ZM111 74V72H110ZM109 72H108V76H110ZM116 74V73H115ZM131 74V75H132ZM153 74V77L154 79L157 78L155 77V73L152 72ZM158 74V73H157ZM163 74V73H162ZM183 74V73H182ZM204 74V73H203ZM207 74V73H206ZM215 74V73H214ZM217 74V73H216ZM216 74L214 76H216ZM219 74V73H218ZM217 74V75H218ZM220 74V75H221ZM106 75V78H109L107 77ZM113 75V74H111ZM155 75V76H154ZM159 75V74H158ZM166 75V74H165ZM185 75V74H184ZM189 75V73H188ZM196 75V74H195ZM199 75V74H197ZM208 75V74H207ZM206 75V76H207ZM55 76V75H54ZM149 76V75H148ZM161 76V75H160ZM192 76V75H191ZM201 76V75H200ZM205 76V75H204ZM211 77V74L209 75ZM238 76V78H237ZM257 77L255 80H257V84H255V80L252 79V77ZM263 78H261L262 80L264 79V75H262ZM49 77V76H47ZM127 77V76H126ZM124 77V78H126ZM136 74L135 76H131L129 77L130 80H135L136 78ZM140 77V76H139ZM142 77V76H141ZM147 77V76H146ZM159 77V76H158ZM164 77V76H163ZM166 77V76H165ZM175 77H176V73H175ZM178 77H180L178 75ZM188 77V76H187ZM193 77V76H192ZM222 77V76H220ZM69 78V77H68ZM116 78H119V77H116ZM121 78V77H120ZM149 78H152V75L151 77ZM162 78V77H161ZM160 78V79H161ZM177 78V77H176ZM208 78V76H207ZM216 78V77H215ZM226 79V80H229ZM259 78V79H258ZM53 79V77H52ZM56 79V78H55ZM72 78L68 79V80H71ZM115 79V77H114ZM123 79V78H122ZM138 79V78H137ZM136 79V81H137ZM144 79V78H143ZM171 79V78H170ZM192 79V78H191ZM211 79V78H210ZM209 80H206V81H210ZM252 79V81H251ZM51 82H50V81ZM109 80V79H108ZM173 80V79H172ZM177 80V79H175ZM187 80V79H186ZM223 80V79H221ZM119 81V80H118ZM124 81V79H123ZM127 81H129L128 77H127ZM136 81L134 82V84L136 83ZM166 81V80H165ZM198 81V80H197ZM203 81V80H202ZM220 81V80H219ZM219 81H216L214 80L213 84L216 85L217 83H219ZM70 82V81H69ZM72 82V80H71ZM110 82H114L115 84V80H113L111 78ZM131 82V81H130ZM163 82V81H162ZM168 82V80H167ZM186 82V81H185ZM196 82V81H195ZM226 82V81H225ZM52 83V84H51ZM68 83V82H67ZM72 83H75L72 82ZM133 83V81H132ZM138 83H142L144 84L143 86L145 85H149V83H146V82H140L138 81ZM137 83V84H138ZM152 83V82H151ZM180 83V82H179ZM201 83V81H200ZM204 83V82H203ZM211 83V82H210ZM233 83H236V84H233ZM70 84V83H69ZM122 84V83H120ZM126 83H123V85H125ZM131 84V83H129ZM173 83L170 84V86L172 85ZM176 84V83H175ZM182 84V83H181ZM198 84V83H197ZM207 84V83H205ZM225 85V83H223ZM227 84V83H226ZM260 84V85H259ZM264 84V83H263ZM58 85V84H57ZM61 85V86H60ZM59 88L63 87L64 84H60ZM63 85V86H62ZM122 85V86H123ZM153 85V84H152ZM156 85V84H155ZM178 85V84H177ZM176 85V86H177ZM193 85V83H192ZM202 85V84H201ZM218 85V84H217ZM235 85V86H234ZM255 85H259V88L255 87ZM72 86V85H70ZM127 86V85H126ZM151 86V85H150ZM154 86V85H153ZM169 86V85H168ZM173 86V85H172ZM194 86V85H193ZM204 86V85H203ZM202 86V87H203ZM220 86V85H219ZM223 86V85H222ZM262 86V87H260ZM117 87V86H116ZM155 87V86H154ZM181 87V85H180ZM196 87V86H195ZM208 87V86H207ZM206 87V88H207ZM67 87L65 86V89ZM70 88V87H68ZM119 88V87H117ZM156 88V87H155ZM173 88V87H172ZM174 88H177V87H174ZM183 88V87H181ZM213 88V87H211ZM216 88V86H215ZM222 88V87H221ZM247 88V89H248ZM71 89V88H70ZM75 89V88H74ZM73 89V90H74ZM122 89V88H121ZM124 89V88H123ZM126 89V88H125ZM129 88H127L128 90ZM151 89V88H150ZM184 89V88H183ZM193 89H195L193 87ZM197 89V88H196ZM199 89V88H198ZM209 89V88H208ZM234 89V90H236ZM245 89V91L247 90ZM204 90V88H203ZM214 90V88H213ZM151 91V90H150ZM182 91V90H180ZM184 91V90H183ZM191 91V90H190ZM196 92L198 90H195ZM202 91V88L200 90V92ZM216 91V90H215ZM214 91V93H215ZM248 92H250V90H247ZM254 91V93H253ZM111 94H112V98H110V100L108 101L110 104H113V107L115 106L114 104H120L121 103H125V101L123 100H118L116 97L117 96H121L119 95H115L114 92H111L109 91ZM117 92V91H116ZM130 92V91H129ZM175 92V90L173 91ZM186 92V91H185ZM195 94L194 95H199V94ZM200 92H197V93H200ZM220 92V91H219ZM226 92V91H225ZM263 92V93H262ZM76 93V91H75ZM79 93V92H77ZM126 93V92H124ZM167 93V92H166ZM166 93H164V95H166ZM60 94V92H59ZM64 94V93H63ZM61 95L62 97L64 95ZM190 94V93H189ZM202 94V93H201ZM258 94V95H257ZM57 95V94H56ZM66 95V94H65ZM82 95V94H81ZM126 95V94H125ZM59 96V95H58ZM58 96L55 97V96H47L45 97L46 98V102L47 103H54V101H56V99H58ZM80 96V94H79ZM84 96V95H83ZM127 96V95H126ZM149 96V95H148ZM150 96H152L150 94ZM149 96V98H150ZM217 96V97H215ZM68 97V96H67ZM66 97V98H67ZM123 97V96H122ZM128 97H131L130 95H128ZM135 96H133V99H134ZM163 97V96H162ZM161 97V98H162ZM191 96H189L188 99H190ZM195 97V96H194ZM204 96L201 95L200 98ZM207 96H205L206 98ZM80 98V97H79ZM109 96L107 97L106 96V99H108ZM120 98V97H119ZM147 98V97H145ZM173 98V97H172ZM180 97H178L177 100H179ZM182 98V97H181ZM199 98V99H200ZM68 99V98H67ZM71 99V97H70ZM75 99V98H74ZM73 99V100H74ZM77 99V98H76ZM105 99V101H106ZM121 99V98H120ZM125 99V98H124ZM131 99V98H130ZM164 99V97H163ZM170 99V98H168ZM167 99V100H168ZM184 99V98H183ZM54 100V101H53ZM151 99H148L147 101H150ZM166 100V101H167ZM192 100H196V101H199L197 100V97L195 99H192ZM76 102V100H74ZM138 101V100H137ZM137 101H134L132 100L131 102H136ZM155 101V99L153 98V102ZM169 101V100H168ZM173 101V99H172ZM171 101V102H172ZM182 101V100H180ZM179 101V102H180ZM190 101V100H187V102ZM194 101V102H196ZM201 101V100H200ZM200 101L198 104H200ZM203 101V102H204ZM146 102V101H145ZM152 102V101H151ZM157 102V101H156ZM161 102V101H160ZM159 102V103H160ZM164 102V101H163ZM174 102V101H173ZM182 102H185V99L182 101ZM180 102V103H182ZM31 106L35 105L38 103L37 100H32L31 101ZM107 103V102H106ZM141 105L144 104V100H143V103H142V100L140 101ZM149 103V102H148ZM147 103V104H148ZM170 103V102H169ZM177 103V102H175ZM189 103V102H188ZM197 103V102H196ZM102 104V103H100ZM108 104V103H107ZM105 104V105H107ZM129 104V102H128ZM162 103L161 102V107H162ZM168 104V102H167ZM191 104V103H190ZM197 104V105H198ZM202 104V102H201ZM103 105V106H105ZM119 105V106H120ZM170 105V104H169ZM181 105V104H180ZM186 105V104H185ZM203 105V104H202ZM30 106V107H31ZM108 106V105H107ZM111 106V105H110ZM131 106V104L129 105ZM165 106V105H164ZM183 106V105H182ZM100 108V105L97 106V108ZM106 107V106H105ZM111 107V108H113ZM135 107H138L140 108L138 105ZM148 107V106H146ZM153 107V105H152ZM160 107V105H156L154 106L152 109L147 110L149 111V116L150 114L152 115L153 113H157V114H160V110H162V108ZM167 107V106H166ZM174 107V106H173ZM189 107H192L189 105ZM98 108V111H101V109ZM109 107V109H111ZM137 108V109H138ZM199 108V106H198ZM31 109L33 108H29L28 107V110H27V107L26 109L25 108H22L23 112L21 113L19 119H18V122H22L24 121V119H26L27 121L30 119V114L27 113L29 112ZM104 109V108H103ZM108 108L106 107V110ZM108 109V110H109ZM115 109V108H114ZM131 109V108H130ZM134 110V108H132ZM131 109V111H132ZM136 109V110H137ZM141 110H144L142 108H140ZM168 109V108H167ZM175 108H173V111ZM180 109V108H179ZM183 109V108H182ZM189 109V108H187ZM192 109V108H190ZM202 109V108H201ZM206 109V108H205ZM105 110V111H106ZM172 110V108H171ZM177 110V108H176ZM105 111H102V112H105ZM146 111V112H147ZM170 111V109H169ZM191 111V110H190ZM198 111V109H197ZM206 111V110H205ZM204 111V113H205ZM136 112V111H135ZM138 112V110H137ZM143 112V111H141ZM145 111L143 113L145 114H148L146 113ZM153 112V113H152ZM168 112V111H167ZM184 113V111H182ZM9 113V109L8 108H4V107H0V126L2 127V131L3 133H5V137L3 138V140L0 141V156L3 155L5 149L7 147H9L12 143H17V142H20V130H19V123H10L11 121H8L9 119V116L6 118V117H3V116H6L8 115ZM101 113V112H100ZM131 113V112H130ZM170 113V112H169ZM188 113V112H187ZM192 113V112H191ZM200 115L201 113L198 112ZM197 113V114H198ZM203 113V112H202ZM137 115V113H135ZM139 114V113H138ZM163 114V113H162ZM176 114V113H175ZM178 114V113H177ZM196 114V116H197ZM104 115V114H103ZM100 114V118L103 116ZM144 115V114H143ZM142 115V116H143ZM167 115V114H164V116ZM179 115L181 116V113H179ZM190 115V114H189ZM208 115V114H207ZM206 115V116H207ZM132 116V115H131ZM138 116V115H137ZM145 116V115H144ZM156 116V115H155ZM159 116V115H158ZM162 116V115H161ZM160 116V117H161ZM175 116V115H174ZM180 116L176 117L177 119H183V117L180 118ZM98 117V115H97ZM134 117V116H133ZM141 117V116H139ZM163 117V116H162ZM204 117V116H202ZM144 118V117H143ZM149 118V117H148ZM151 118V117H150ZM149 118V119H150ZM159 118V117H158ZM157 118V119H158ZM168 118H170L171 121H173L171 118L172 116H168ZM188 117H186L187 119ZM198 118V117H197ZM20 119L22 121H20ZM124 119V118H123ZM133 119V118H132ZM153 119V118H152ZM155 119V120H157ZM196 119V118H195ZM193 119V120H195ZM137 120V119H136ZM143 121V119H141ZM140 120V123L142 122ZM146 120L149 122V120L147 119L146 117ZM151 120V119H150ZM160 120V119H159ZM158 120V121H159ZM164 120V119H163ZM188 120V119H187ZM189 120H191L189 118ZM197 120H200L201 119H197ZM196 120V121H197ZM210 120V119H208ZM98 122L100 121V119L97 120ZM128 121V120H127ZM130 121V119H129ZM145 121V120H144ZM162 121V120H161ZM167 121V120H166ZM177 120H175L176 122ZM181 121V120H179ZM125 122V121H124ZM132 122V121H131ZM130 122V123H131ZM135 123L139 122V120L134 121ZM134 122H132L134 124ZM156 122V121H155ZM173 122V123H175ZM194 122V121H193ZM192 122V123H193ZM205 122V121H204ZM10 123V124H9ZM100 123V122H99ZM104 123V122H103ZM127 123V122H126ZM126 123H124L125 125H127ZM131 123V126L133 125ZM152 123V122H151ZM150 123V124H151ZM178 123V121H177ZM180 123V122H179ZM203 122H201L202 124ZM28 124V122H27ZM101 126L103 125L102 123H100ZM113 124V123H112ZM156 124V123H155ZM163 124H165V121L162 123V126ZM167 124H169L167 122ZM167 124H165L164 127H166V129H168L167 127ZM182 124V123H181ZM19 125V126H18ZM46 125V123H45ZM104 125H106L104 123ZM103 125V127H104ZM108 125V124H107ZM110 125V124H109ZM121 125V124H120ZM137 125V124H136ZM145 125V124H144ZM153 125V124H151ZM151 125L147 126V127H151ZM158 125V124H157ZM160 125V123H159ZM186 125V124H185ZM188 125V124H187ZM186 125V126H187ZM203 125V124H202ZM100 126V125H99ZM100 126V127H101ZM111 126H115V125H110ZM124 126V125H123ZM138 126L140 127V124H138ZM155 126V125H153ZM186 126H183V127H186ZM40 127H42V122L41 123H36L33 125L32 127V130L34 129V131H32L34 134L40 130ZM96 127V126H95ZM106 127V126H105ZM117 127V126H116ZM163 127V128H164ZM192 127V126H191ZM189 127V129L191 128ZM196 127V126H195ZM210 127V126H209ZM224 127V128H225ZM115 128V127H114ZM123 128V127H122ZM146 128V127H145ZM155 128V127H154ZM160 128V127H159ZM170 129L174 130L176 133L178 134H186L188 135V131L187 133L186 132V129L183 130L184 128H178V127H169ZM204 128H205V125H204ZM203 128V129H204ZM213 128H215V126H213ZM212 128V129H213ZM96 129V128H95ZM107 129V127L105 128V130ZM118 129H119V126H118ZM135 129V128H134ZM146 129H150V128H146ZM194 129V127H193ZM206 129V128H205ZM103 130V129H102ZM109 130V129H107ZM133 129H131V132H132ZM137 130V129H136ZM139 130V129H138ZM144 131V128L142 129ZM152 130V129H151ZM163 130V129H161ZM169 130V129H168ZM191 130V129H190ZM202 130V129H201ZM200 130V131H201ZM51 132V130H49ZM114 131V129H113ZM118 131V130H116ZM130 131V130H129ZM157 131V130H155ZM204 131V130H203ZM101 132V131H100ZM99 132V133H100ZM103 132V131H102ZM111 132V131H110ZM123 132V131H122ZM125 132V131H124ZM130 132V134H132ZM137 132V131H136ZM145 132V131H144ZM147 132V131H146ZM149 132V131H148ZM170 132H172L170 130ZM194 132V131H193ZM215 132V131H214ZM53 133V131L51 132ZM98 133V134H99ZM104 133H107V132H104ZM104 133H103V136H104ZM118 133V132H117ZM128 133V132H127ZM154 133V131H153ZM164 133H165V130H164ZM197 133V132H196ZM204 133V132H202ZM201 133V134H202ZM213 133V132H212ZM217 133V131H216ZM91 134V133H90ZM93 134V133H92ZM97 134V132H96ZM141 134V133H140ZM166 134V133H165ZM169 134V133H168ZM193 134L192 131L190 133V135ZM211 134V132H210ZM259 134L262 136H259ZM101 135V134H100ZM106 135V134H105ZM120 135H122L120 133ZM135 135V134H134ZM138 135V134H136ZM146 135V134H145ZM156 135V134H155ZM154 135V136H155ZM157 135L159 136V133L157 132ZM161 135V134H160ZM164 135V134H163ZM163 135L161 137H163ZM194 135V134H193ZM200 135V134H199ZM198 135V138L202 135L199 136ZM207 135V134H206ZM212 135V134H211ZM214 135V133H213ZM213 135L211 136V138L213 137ZM216 135V134H215ZM218 135V134H217ZM111 136V135H110ZM133 136V135H132ZM144 136V135H143ZM142 136V137H143ZM148 135H146L145 137H147ZM153 136V137H154ZM157 136V137H158ZM170 136V135H169ZM167 136V138L169 137ZM184 136V135H182ZM195 136V135H194ZM209 137V134L207 135ZM21 137L23 138L22 136V133H21ZM93 137H94V134H93ZM96 137V136H95ZM94 137V138H95ZM152 137V140L155 138ZM192 137V136H191ZM111 138V137H110ZM150 138V136H149ZM172 138V137H171ZM174 138L175 140L176 139H179V138H176V136L174 135ZM182 138V137H180ZM188 138V137H187ZM186 138V139H187ZM218 138V137H217ZM260 138V139H258ZM131 139V137H130ZM134 139V138H133ZM158 139V138H157ZM166 139V138H165ZM184 139V137L182 138ZM185 139V140H186ZM195 139V138H194ZM193 139V140H194ZM113 140V139H112ZM115 140V138H114ZM125 140H127L125 138ZM132 140V139H131ZM130 140V141H131ZM144 141V138L142 139ZM141 139L140 141L143 142ZM149 140V139H147ZM173 140V138H172ZM197 140V138H196ZM208 140H211V139H208ZM215 140V139H214ZM116 141H119V140H116ZM124 141V139H123ZM128 141V140H127ZM126 141V142H127ZM130 141H128L130 143ZM139 141V142H140ZM163 141V140H162ZM169 141V140H168ZM183 141V140H182ZM180 142V143H183V142ZM198 142H200L199 140H197ZM10 142V143H9ZM125 142V141H124ZM137 142V141H136ZM155 142V140L153 141ZM153 142L151 141V145L153 144ZM179 142V140H178ZM190 142H193V141H190ZM205 144L206 141H204ZM208 142V141H207ZM216 142V141H214ZM219 142V141H218ZM113 143V142H112ZM115 143V142H114ZM122 143V142H121ZM148 143V142H147ZM169 143V142H168ZM185 143V142H184ZM210 143V142H208ZM128 144V143H127ZM126 144V146H127ZM133 144V142H132ZM141 144V143H140ZM150 144V143H149ZM157 144V143H156ZM171 144V143H170ZM174 144V143H172ZM171 144V145H172ZM202 144V142H201ZM201 144H197V145H201ZM211 144H212V141H211ZM209 144V145H211ZM217 144V143H216ZM230 144V145H229ZM237 144V146H236ZM120 145V144H119ZM123 145V144H122ZM144 145H146V143H144ZM143 145V146H144ZM164 145V144H163ZM166 145V144H165ZM164 145V146H165ZM177 145V144H176ZM180 145V144H179ZM178 145V146H179ZM188 145V143H187ZM215 143L213 144V148L215 147L214 146ZM130 146V145H129ZM138 146V144H137ZM142 146V145H140ZM140 146L138 147H135V148H138V149H141L139 148ZM157 146H159L157 144ZM161 146V145H160ZM160 146L158 148H160ZM169 146V145H168ZM181 146L183 147V144H181ZM185 146V144H184ZM192 146V145H191ZM196 146V145H195ZM150 147V146H148ZM172 147V146H171ZM175 147V146H174ZM173 147V148H174ZM188 147V146H187ZM194 147V146H193ZM199 147V146H197ZM204 147V146H203ZM207 147V146H206ZM212 147V146H211ZM219 147V146H218ZM223 147V146H222ZM240 147V149L238 148ZM248 147V148H247ZM253 147H261L262 150H259L257 152H250L249 149L253 148ZM143 148V147H142ZM163 148V147H162ZM167 148H170V147H167ZM166 148V149H167ZM181 148V147H179ZM8 149V148H7ZM130 149V148H129ZM177 150V148H175ZM186 149V148H185ZM194 150V148H192ZM196 149V148H195ZM247 149V150H246ZM255 149V148H254ZM151 150V149H150ZM160 150V149H159ZM158 150V151H159ZM183 150V149H182ZM188 150V149H187ZM190 150V149H189ZM192 150V151H193ZM198 150V149H197ZM202 151H205L203 148H201ZM209 150V149H208ZM246 150V151H244ZM137 151V150H136ZM142 151V150H141ZM149 150H147L148 152ZM163 151V150H162ZM175 151V150H174ZM172 152L173 154L176 153V152ZM179 151V150H178ZM178 151H177V154H178ZM191 151V150H190ZM210 151V150H209ZM212 151V150H211ZM210 151V153H211ZM135 152V151H134ZM160 152V151H159ZM158 152V153H159ZM189 153V151H187ZM194 154H196V151L194 150ZM200 152V151H199ZM216 152V150H215ZM225 152V150H224ZM229 152V151H228ZM236 152V151H235ZM138 153V152H137ZM155 153V152H154ZM157 153V151H156ZM163 153V152H162ZM169 153V152H168ZM180 154L183 153L179 151ZM185 153V152H184ZM220 153V152H219ZM227 153V152H225ZM223 153V154H225ZM230 153V152H229ZM227 153V154H229ZM233 153V152H232ZM142 154V153H141ZM140 154V155H141ZM147 154V153H146ZM150 154V153H149ZM152 154V153H151ZM160 154V153H159ZM158 154V157L157 159H162L159 158V155ZM205 154V153H204ZM216 154V153H214ZM223 155L225 157H227L226 155ZM234 154V153H233ZM138 155V154H136ZM135 155V156H136ZM144 155V154H143ZM156 155V154H155ZM170 155V154H169ZM172 155V154H171ZM175 155V154H174ZM199 153L197 152V155L195 156H198L199 157ZM201 155H203V153L201 152ZM206 155V154H205ZM237 155V154H236ZM134 156V155H133ZM133 156H132V159H133ZM134 156V157H135ZM139 156V155H138ZM142 156V155H141ZM140 156V157H141ZM152 156V155H151ZM154 156V155H153ZM178 156V155H177ZM190 155H188L189 157ZM193 156V155H192ZM191 156V157H192ZM209 156V155H208ZM214 156V155H212ZM211 156V158L213 159V157ZM217 156V155H216ZM234 156V155H232ZM139 157V160L141 161L143 158H140ZM150 157V156H149ZM166 156H163V158H165ZM168 157V156H167ZM183 157V156H182ZM182 157L180 158V161L182 159ZM185 157V156H184ZM190 157V158H191ZM197 157V158H198ZM231 157V155L229 156ZM242 157V158H243ZM120 159L121 160V155L120 157H116V159ZM151 160L150 162H152L153 158L150 157ZM156 158V157H155ZM170 157H168L169 159ZM173 159V157H171ZM171 158L169 159L171 162V164H173ZM196 158V159H197ZM205 158V157H204ZM119 159L117 160V162H119ZM138 159V158H136ZM146 159V158H144ZM143 159V160H144ZM167 159V158H166ZM165 159V160H166ZM167 159V160H168ZM176 159V158H175ZM174 159V161H175ZM186 159V157H185ZM218 159V158H217ZM225 159V158H224ZM228 158L225 159V161L227 160ZM113 160V159H112ZM123 160V159H122ZM120 161L122 163H124L123 161ZM134 160V159H133ZM142 160V161H143ZM155 160V159H154ZM201 159L199 158V161ZM208 161V159H206ZM222 160V159H221ZM229 160H233L231 158H229ZM227 160V161H229ZM235 160V159H234ZM237 160V158H236ZM244 160V159H243ZM57 161V159H56ZM55 161V162H56ZM138 161V160H136ZM134 162L135 165L138 163L139 165V161L138 162ZM141 161V162H142ZM147 161V160H146ZM159 161V160H158ZM157 161V162H158ZM215 161V160H214ZM220 161V160H219ZM219 161L217 160V163H219ZM240 161V160H239ZM109 162V161H108ZM117 162H114V163H117ZM132 162V163H133ZM140 162V165L142 164ZM161 162V161H160ZM163 162V160H162ZM161 162V163H162ZM169 162V161H168ZM190 163V159L189 161H187ZM198 161L196 160V163ZM202 162V161H201ZM200 162V163H201ZM205 162V161H204ZM223 162V161H222ZM111 163V162H110ZM149 163V162H148ZM161 163L160 166H161ZM167 164V162H163V164ZM175 163V162H174ZM113 165V162L111 163ZM118 164V163H117ZM144 164V162H143ZM146 164V162H145ZM152 164V163H150ZM153 164H157L158 163H153ZM152 164V166H153ZM162 164V165H163ZM191 164V163H190ZM193 164V163H192ZM214 165V163H211ZM107 165V164H106ZM111 165V166H112ZM120 165V164H119ZM122 165V164H121ZM121 165H120V168H121ZM129 165V164H127ZM134 165V166H135ZM195 165V164H194ZM197 165V164H196ZM204 165V164H203ZM202 165V167H203ZM219 165V164H218ZM223 165V164H222ZM149 166V168H139L137 170V166H135L134 168H136V173H133L132 175H130V169L128 168H122V171L124 172H127V176L126 177V186L128 187H133L135 185H139L141 184V189H143V186L147 189V190H156V192L158 193V191L160 193H162L163 196H157L158 194H156V198L153 196L151 197H143L142 194H138L137 191H142V190H139V186L138 188H133L132 192H129V193H132V197L133 199H131L130 201V198H128V194L124 195L122 194L123 192L122 191H119L117 192V189L118 187L116 188L117 184L114 185L111 184L109 187H107V191L106 192H117L115 194H113L111 196V203L113 200H115L116 198V202L115 204H113L115 207H117V209L119 210H122L124 211L127 216L125 215V213L123 215L126 216V219L124 220V222L122 223L121 222V227L118 226L119 223H117V226L118 228L115 226V223H114V220L111 219L110 222L109 220H107L110 224L112 223V225L108 228V226H103V222H104V218L102 219L101 216H98L97 213L95 212H92L94 210L88 208L86 210H82V211H79L78 212V219H77V222L75 225V228L70 230V232H68V234L65 235V232L64 235L65 236H62L63 237V241L61 243H57L58 239L57 240H49L47 238V236H44L43 234H40L38 233L35 229H36V225L33 224V223H30L28 222L27 220H30L32 218L33 215L37 214L38 213V208L35 204H32L31 202L29 201H24L20 206H17L16 204L18 202H20L21 200V188L19 187L18 183L16 182H13L11 183L10 185V190H6L4 188V183L5 185L8 183V179H3V175H5V173H7L6 171H4L6 168H5V165L4 163H1L0 162V264H264V187H258L257 189L258 190H254V191H250L248 189H246L245 187L240 190V193L238 194V196L235 195L236 197V200L235 199H231V197L229 196V194L224 197L223 195L226 194V189L225 188H222L220 189L216 194H212L210 196V198H208L206 195H207V191H206V195H204L205 197H207V201L209 203V208H210V216L213 217V221L214 223L216 224V229L213 231L214 232V237H211L209 238L210 242H218L220 243V245L218 246V250H215L213 251L211 247H209L207 244H206V237H204L203 235H201V231H197V230H201L202 228H199L197 229V227H200V225H203L204 223H206V221H208V224H209V220H207L205 218V221L204 220V217L203 216H198L196 214H193L191 212L193 217H194V220H190V221H186V218L184 220L183 217V210L181 209V207L183 205H180V202L178 200V196H180L179 194H177V190L175 189V184L173 182H171L170 179H167L166 175H164L161 171H158V170H155L154 168H152V166L150 165H147ZM156 166V165H155ZM165 166V165H164ZM172 166V165H171ZM175 166V164H174ZM215 166V165H214ZM123 167V165H122ZM131 166L129 165V168ZM158 169L159 166H156ZM167 167L166 168H162V169H166L167 171ZM181 165H179V169H180ZM184 167V166H183ZM190 168V166H188ZM207 167H208V163H207ZM205 167V168H207ZM222 167V166H221ZM220 167V168H221ZM224 167V166H223ZM61 168V167H60ZM107 169V167H105ZM133 167H131L132 169ZM176 168V167H175ZM182 168V167H181ZM195 169H197L195 166H194ZM204 168V167H203ZM110 169V168H109ZM160 169V170H162ZM174 169V168H172ZM191 169V168H190ZM194 169V171H195ZM199 169V168H198ZM201 169V167H200ZM199 169V170H200ZM219 169V167H218ZM55 170L57 171L56 172V179H61L62 178V174L60 175V169L59 167H56ZM64 170V169H63ZM162 170V171H164ZM182 170L184 171V169L182 168ZM188 168L186 169V172H187ZM213 170V168H212ZM220 170V169H219ZM222 170H224L225 172V169L222 168ZM257 173V171H255ZM190 171V170H189ZM201 171V170H200ZM198 171V172H200ZM214 171V170H213ZM221 171V170H220ZM133 172H134V169H133ZM181 172V171H180ZM185 172V173H186ZM197 172V173H198ZM212 172V171H211ZM225 172V173H226ZM253 172V173H254ZM165 173V172H164ZM177 173V172H176ZM166 174V173H165ZM179 176L181 175L180 173H178ZM205 174V172H204ZM211 174V173H210ZM255 174V173H254ZM183 175V174H182ZM187 175V174H186ZM199 175V174H198ZM213 175V174H212ZM216 175V174H215ZM218 175V174H217ZM200 176V175H199ZM221 175H219L218 177L220 178ZM256 176V175H255ZM185 177V175H184ZM204 177L205 176H201ZM200 177V178H201ZM236 177V176H235ZM248 176H246L247 178ZM257 177V176H256ZM259 178V182H261L264 186V171H262V175L258 176ZM124 178V177H123ZM169 178V177H168ZM188 178V177H187ZM199 178V177H198ZM199 178V179H200ZM208 178V175L207 177ZM217 178V177H216ZM222 178V176H221ZM221 178L219 179V181L221 180ZM249 178V177H248ZM186 179V178H185ZM224 179V178H222ZM125 180V179H124ZM209 180V179H208ZM230 180V178H229ZM123 181V179H122ZM121 181V182H122ZM199 181V180H197ZM196 181V182H197ZM212 182L214 180H211ZM217 181V179L215 180ZM223 183L224 182H227L228 183V180L227 181H223L221 180ZM220 181V182H221ZM244 181V179H243ZM258 181V180H257ZM125 183V181H123ZM191 182V181H190ZM194 182V183H196ZM209 182V181H207ZM206 182V183H207ZM218 182V181H217ZM216 182V183H217ZM220 182H218L220 184ZM240 182V181H239ZM244 182V183H245ZM124 183H122L124 185ZM193 183V182H192ZM193 183V184H194ZM211 183V182H210ZM215 183V182H214ZM236 182H234V185H235ZM257 183V182H256ZM174 184V185H173ZM188 184V183H187ZM197 184V183H196ZM195 184V185H196ZM200 184V182H199ZM198 184V186H199ZM217 184V185H219ZM225 184V183H224ZM241 184V182H240ZM258 184V183H257ZM260 184V183H259ZM119 185H120V182H119ZM118 185V186H119ZM215 185V184H213ZM216 185V186H217ZM228 185H231L232 184H228ZM227 185V186H228ZM250 185V184H249ZM255 185V184H254ZM135 186V187H137ZM191 186V185H190ZM197 186V185H196ZM240 186V185H238ZM251 187L253 185H250ZM189 187V186H188ZM192 187V186H191ZM80 190L82 189L81 187H79ZM87 188L89 190H94V187L93 186H87ZM125 188V187H124ZM201 188V187H200ZM253 188V187H252ZM121 189V188H120ZM193 189V188H192ZM191 189V190H192ZM196 189V187H195ZM198 189V188H197ZM201 189H204V188H201ZM239 189V187H238ZM251 189V188H250ZM71 190V189H70ZM77 190V189H75ZM119 190V189H118ZM206 190V189H205ZM74 192V190H71V194ZM131 191V190H130ZM198 191V190H197ZM196 191V192H197ZM82 192V191H80ZM139 192V193H140ZM193 192V191H192ZM202 192H204L202 190ZM202 192H197V194H201L202 195ZM48 192H44L42 190L38 191L37 192V196H39L40 198L44 195L46 196ZM78 193V192H77ZM128 193V192H127ZM144 193V192H142ZM87 194V193H86ZM106 194V193H105ZM104 194V195H105ZM191 194V192H190ZM196 194V195H197ZM205 194V193H204ZM153 195V194H152ZM161 195V194H160ZM232 195V194H231ZM82 195L79 194H74V199H73V202L75 204H79L81 202V197ZM124 196V197H123ZM187 196V195H186ZM191 196V195H190ZM200 196V195H199ZM197 196V197H199ZM191 198H193L191 196ZM196 198V197H195ZM42 199V198H41ZM44 199V198H43ZM136 199V200H134ZM165 199L167 203H170L171 206L176 210H173L175 211V213L172 211V214L174 213L175 214H179V215H173V216H170L167 212H169V207L166 209L164 208V205H165V200H164V204L161 203V201ZM205 199V200H206ZM20 200V201H19ZM182 200V199H181ZM194 200V199H193ZM203 201V199H201ZM83 201V199H82ZM188 201V200H187ZM201 201V203H202ZM41 202V201H40ZM84 202V201H83ZM90 202V201H89ZM195 202V201H194ZM197 202V201H196ZM198 202H200L198 200ZM197 202V203H198ZM93 203V202H92ZM185 203V202H183ZM205 203V202H204ZM82 204V203H80ZM160 204H163V206H161ZM186 204V203H185ZM193 205V204H192ZM204 205V204H203ZM78 205H74V208H77ZM82 206V205H81ZM108 206V204H107ZM206 206V205H205ZM83 209H84V206H82ZM102 207V206H101ZM190 207V206H189ZM208 207V206H207ZM107 208V207H106ZM109 208V207H108ZM114 208V207H113ZM112 208V209H113ZM162 208H164L165 210L168 209V211L165 212V210L163 211V214L160 215V216H157V211L158 213L160 214V212H162ZM186 209H188V206L184 207ZM183 208V209H184ZM195 208V207H194ZM198 208V207H197ZM208 208V209H209ZM69 209V208H68ZM82 209V208H81ZM102 209V208H101ZM162 209V210H161ZM172 209V208H170ZM199 209V208H198ZM207 209V210H208ZM108 210V209H107ZM117 210V211H118ZM160 210V212H159ZM190 210L194 211L191 207H190ZM69 211V210H68ZM115 211V209H114ZM115 211V213L117 212ZM185 211V210H184ZM119 212V211H118ZM171 212V211H170ZM188 212V211H187ZM187 212H184L185 214ZM70 213V212H69ZM113 213V212H112ZM188 213V215L190 216V214ZM109 214V213H108ZM120 214V212H119ZM65 215H66V212H65ZM64 215V217H65ZM77 215V214H76ZM117 215V214H116ZM187 215V214H186ZM191 215V217H192ZM204 215V214H203ZM107 216V215H106ZM109 216V215H108ZM118 216V215H117ZM68 218V216H66ZM65 217V218H66ZM72 217H76V216H72ZM65 219L68 221V219ZM71 218V217H70ZM201 218H203V220H200ZM74 219V218H73ZM189 219V217H188ZM187 219V220H188ZM72 220V219H71ZM66 221V222H67ZM70 221V220H69ZM76 221V220H75ZM122 221V220H121ZM203 221V222H202ZM68 223V222H67ZM71 223V222H69ZM68 223V224H69ZM125 223V224H124ZM62 224V223H61ZM60 224V225H61ZM124 224V225H123ZM212 224V223H211ZM74 225V223H73ZM192 227H191V226ZM205 225V224H204ZM72 226V225H71ZM197 226V227H196ZM207 226V225H206ZM59 227V226H58ZM57 227V229H58ZM62 226H60L59 229H61ZM120 227V228H119ZM191 227V228H190ZM209 227V226H208ZM70 228V227H69ZM205 228V227H204ZM214 228V226H213ZM212 228V229H213ZM206 229V228H205ZM65 230V229H64ZM69 230V229H67ZM188 231V234L186 235H183L182 232L183 231ZM186 231V232H187ZM207 231V230H205ZM76 233H78V235H75ZM117 233H119V235H131L133 237L132 234H134L135 236H140L143 237L145 239V241H143V239H141L139 241L140 238H136V240L138 239V241H134V239L130 240L129 242L126 241V244L122 242L121 240V237H120V240L121 241H118L120 243V245L122 244H125L124 247L126 248V250H130V252H128V254L126 253H117L115 250H118L117 248L115 249L116 246H114V239H116L117 237ZM212 233V232H211ZM221 233V234H220ZM225 233H229V234H225ZM117 234V235H116ZM203 234V233H202ZM220 234V235H219ZM84 236H86V238L84 239L85 242L83 241V238ZM129 236V237H131ZM209 236V235H208ZM213 236V235H212ZM82 237V238H81ZM126 238V237H124ZM127 239V238H126ZM61 240V239H60ZM84 243H83V242ZM117 243V242H116ZM122 243V244H121ZM179 243V244H177ZM209 243V242H208ZM215 245V244H214ZM215 246V247H217ZM119 247V246H117ZM26 248H31L32 251L29 252L27 255H25V249ZM125 249L123 251H126ZM170 250V251H169ZM190 250V251H188ZM151 251V252H150ZM167 251H169L170 253L167 254ZM147 252V253H146ZM147 255H146V254ZM149 254V255H148ZM25 255V256H23Z\"/></svg>","mask_w":264,"mask_h":264}]
</instances>
